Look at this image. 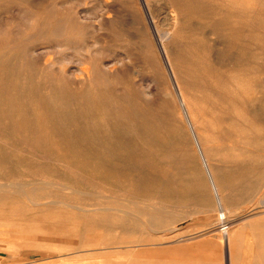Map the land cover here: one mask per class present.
I'll list each match as a JSON object with an SVG mask.
<instances>
[{"label": "rangeland", "instance_id": "rangeland-1", "mask_svg": "<svg viewBox=\"0 0 264 264\" xmlns=\"http://www.w3.org/2000/svg\"><path fill=\"white\" fill-rule=\"evenodd\" d=\"M147 2L165 52L145 0H0L1 258L232 264L264 219V0Z\"/></svg>", "mask_w": 264, "mask_h": 264}, {"label": "crops", "instance_id": "crops-1", "mask_svg": "<svg viewBox=\"0 0 264 264\" xmlns=\"http://www.w3.org/2000/svg\"><path fill=\"white\" fill-rule=\"evenodd\" d=\"M199 142H200V140H199ZM196 143H197L198 148L200 150V154H202L201 156H202L203 162L206 161L204 163V165L207 164V165H205V168H206V171H207L208 175H210L209 178H210V181H211V185L213 186V190H215L214 192L217 195L216 198H217L218 204H219L221 210L224 212V210L225 211L227 210V207L225 206L223 196L220 195L221 193H219V187L217 185L215 176L212 173V170H211L209 162H207L208 160H207V157H206L204 151L202 150V146H200L201 142L198 143L196 141ZM202 151H203L204 154L202 153ZM204 159H206V160L204 161ZM211 175H213V176H211ZM209 220H213V219L210 217L208 219V221ZM217 220H218L217 224H220L221 223V222H219L220 221V217ZM211 224H213V223H211ZM237 224H238V218H236L234 224L232 225V227H231V229L229 231L230 232V239H229L230 241L228 240V242H227L226 239H224V241H225L224 244H225V246L227 248V251H228V254H229V257H230L229 261L232 264H264V219L263 220L259 219L256 222L255 221L254 222H250V223L248 222V223H246L244 225H240V226H237ZM247 230L255 231V233L258 236V240L260 241L258 254H257L256 257H254L253 253L250 254L249 250H247V251L245 250L243 252V255L241 254L242 255V259L237 260L239 258V256L237 254H235V256H234L233 249H234L236 243L239 241L240 236L243 233H245V231H247ZM252 258L256 259L255 263H254V261L252 262ZM234 259H235V261H234ZM0 264H17V263H11L10 261L0 257Z\"/></svg>", "mask_w": 264, "mask_h": 264}, {"label": "bare ground", "instance_id": "bare-ground-1", "mask_svg": "<svg viewBox=\"0 0 264 264\" xmlns=\"http://www.w3.org/2000/svg\"><path fill=\"white\" fill-rule=\"evenodd\" d=\"M170 2V1H169ZM166 3V2H165ZM168 4H171V3H168ZM139 5H141V4H139ZM172 5V4H171ZM145 6H146V10L148 11V13H149V15H150V18H151V22H152V25H153V29L155 30V32H156V35L159 37V42H160V44H161V47L163 48V51L165 52L166 50H164V41L165 42H167L166 40L167 39H169L170 37H171V32H172V29L174 28V23L172 24V26H171V32L169 31V29H168V32H166V31H159L158 29H157V24H156V21H155V19L153 18L154 16H152V12H151V8H150V5H148V2H147V0H145ZM165 6V5H164ZM142 7V6H141ZM171 7V6H170ZM111 9V8H110ZM155 13V12H154ZM170 13V12H169ZM144 14V13H143ZM148 15V14H147ZM148 15V16H149ZM160 15V14H159ZM159 17V16H158ZM172 18V17H171ZM169 19V18H168ZM169 20H172V21H175V20H173V19H169ZM148 21V20H147ZM149 22V21H148ZM147 23V22H146ZM168 23V22H167ZM164 24V26H165V23H163ZM170 25V24H169ZM148 26H150V25H148ZM163 26V25H162ZM151 27V26H150ZM165 27H163V29H164ZM168 28H169V26H168ZM162 29V28H161ZM166 30H167V28H166ZM153 32V31H152ZM164 32V33H163ZM173 35V34H172ZM153 37V36H152ZM158 39V38H157ZM167 54V53H166ZM165 54V55H166ZM170 58L168 57V60H169ZM167 60V61H168ZM164 61V60H163ZM162 61V62H163ZM167 61H165V62H167ZM167 65H168V67H169V70H170V72H171V75H172V79H174V81H175V77L176 76H174L175 75V73L173 72V69H172V67H171V63H169V61H168V63H166ZM167 69V68H166ZM171 78V77H170ZM178 82V81H177ZM173 83V82H172ZM175 84H176V87H177V93H178V96H179V99H180V103H181V107L183 108V111H184V113H185V115H186V118H187V120H188V122H189V124H190V126H191V128H192V131H193V133H194V138L196 139V141L198 142V143H200L199 142V137H198V135H197V132H196V130H195V127H194V125H193V123H192V120H191V118H190V116L188 115V109H187V105H186V102L184 101V98H183V94L181 93V90L179 89V87H178V85H177V83H176V81H175ZM175 89V88H174ZM177 95V94H176ZM178 98V97H177ZM198 146V145H197ZM201 146V145H200ZM203 150V149H202ZM200 151V150H199ZM202 153H203V151H202ZM204 154V153H203ZM202 155V154H201ZM206 159H204V161H205ZM206 162V161H205ZM205 162H203V163H205ZM208 162V161H207ZM205 165H207V164H205ZM210 171V170H209ZM211 172V171H210ZM210 176V175H209ZM211 176H213V175H211ZM212 179V178H211ZM3 186V185H2ZM5 186V185H4ZM213 187V186H212ZM4 188V187H3ZM215 191V190H214ZM217 191V190H216ZM219 193H221L220 191H219ZM263 193V192H262ZM216 195V194H215ZM220 195H222V194H220ZM217 196V195H216ZM222 199V198H221ZM220 200V199H219ZM223 207V206H222ZM225 211V210H224ZM230 212V211H229ZM226 213V212H225ZM225 213H223L221 216H223L226 220H225V222L223 223V224H225V223H229V222H227V217L228 216H226V215H224ZM233 214V213H232ZM234 216V215H233ZM222 217L220 218V221L219 222H221L222 220ZM223 222V221H222ZM221 225H223L222 223H220ZM219 224V225H220ZM218 232V231H217ZM227 237H229V236H227ZM230 238V237H229ZM228 239V238H227ZM229 240V239H228ZM227 240V241H228ZM230 241V240H229ZM227 243V242H226ZM229 247V246H228ZM230 248V247H229ZM230 258V257H229Z\"/></svg>", "mask_w": 264, "mask_h": 264}, {"label": "built area", "instance_id": "built-area-1", "mask_svg": "<svg viewBox=\"0 0 264 264\" xmlns=\"http://www.w3.org/2000/svg\"><path fill=\"white\" fill-rule=\"evenodd\" d=\"M222 221H225V218L222 216V219H221ZM228 227H229V225H225V224H223L222 225V232L223 233H228Z\"/></svg>", "mask_w": 264, "mask_h": 264}]
</instances>
